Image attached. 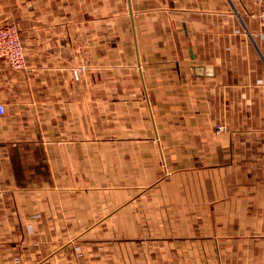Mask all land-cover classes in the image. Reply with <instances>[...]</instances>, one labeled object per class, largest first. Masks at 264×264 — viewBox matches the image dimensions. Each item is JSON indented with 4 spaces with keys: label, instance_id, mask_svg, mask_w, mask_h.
<instances>
[{
    "label": "crops",
    "instance_id": "0c3cea01",
    "mask_svg": "<svg viewBox=\"0 0 264 264\" xmlns=\"http://www.w3.org/2000/svg\"><path fill=\"white\" fill-rule=\"evenodd\" d=\"M261 8L0 0V264H264Z\"/></svg>",
    "mask_w": 264,
    "mask_h": 264
},
{
    "label": "built area",
    "instance_id": "2783aa9c",
    "mask_svg": "<svg viewBox=\"0 0 264 264\" xmlns=\"http://www.w3.org/2000/svg\"><path fill=\"white\" fill-rule=\"evenodd\" d=\"M262 26L264 27V8H261L257 14ZM0 59L4 60L15 69L26 66L25 46L20 37V29L15 23H5L0 25ZM84 66L73 68V74L76 79H80ZM6 108L0 103V113H5ZM226 130L224 125L217 126V132Z\"/></svg>",
    "mask_w": 264,
    "mask_h": 264
},
{
    "label": "rangeland",
    "instance_id": "374dc122",
    "mask_svg": "<svg viewBox=\"0 0 264 264\" xmlns=\"http://www.w3.org/2000/svg\"><path fill=\"white\" fill-rule=\"evenodd\" d=\"M218 125H224V126L226 127V130H224V131H222V132H225V131L228 130V128H227V126H226L225 124L220 123V124H217V125L215 126V131H216V132H217V126H218Z\"/></svg>",
    "mask_w": 264,
    "mask_h": 264
}]
</instances>
